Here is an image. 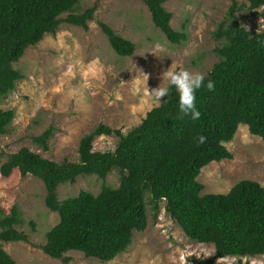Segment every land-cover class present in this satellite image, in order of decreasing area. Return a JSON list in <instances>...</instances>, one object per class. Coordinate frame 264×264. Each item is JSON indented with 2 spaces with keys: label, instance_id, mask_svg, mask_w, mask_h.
<instances>
[{
  "label": "trees",
  "instance_id": "obj_1",
  "mask_svg": "<svg viewBox=\"0 0 264 264\" xmlns=\"http://www.w3.org/2000/svg\"><path fill=\"white\" fill-rule=\"evenodd\" d=\"M79 0H0V101L16 90L22 75L13 68L29 46L47 34H55L62 22L88 28L94 8L74 13ZM154 24L169 41L181 44L185 31L171 26L172 13L166 0H145ZM246 8L264 19V0H248L247 5L232 1L227 20L214 32L222 40L215 48L218 60L205 76L215 90L206 86L196 93L199 120L179 111V93L170 94L146 114L142 122L124 134L122 130L100 124L84 135L79 144V161L59 163L22 148L2 163L0 174L8 177L18 170L21 177L40 178L45 187V204L60 214V222L46 234L42 250L52 258L68 263L65 253L81 251L87 257L108 262L125 252L135 232L148 225L144 193L152 197L156 215L165 202L166 212L182 227L186 236L199 243H212L214 257L195 260L196 264H215L217 258H243L264 255V186L254 180H240L227 193L202 194L198 181L202 169L213 161L231 159L225 143L234 139L241 124L251 135L264 140V32L248 31L237 12ZM258 10H261L258 12ZM68 13L64 18L62 15ZM113 50L131 56L135 44L119 36L109 25L100 23ZM13 110L0 109V134H6L13 121ZM183 116V118H178ZM48 127L33 138L44 149L53 134ZM116 136L113 151H94L97 136ZM203 135L206 142L199 144ZM119 171V185L104 186L100 192L81 190L59 200L58 186L74 183L79 176L96 175L105 179ZM20 213L0 210V242L28 241ZM0 264H17L0 243Z\"/></svg>",
  "mask_w": 264,
  "mask_h": 264
},
{
  "label": "rangeland",
  "instance_id": "obj_2",
  "mask_svg": "<svg viewBox=\"0 0 264 264\" xmlns=\"http://www.w3.org/2000/svg\"><path fill=\"white\" fill-rule=\"evenodd\" d=\"M232 1L248 4V0H166L172 28L187 34L186 41L175 44L154 24L145 0H79L74 13L94 8L87 29L62 22L55 34H47L29 46L23 57L13 63L22 79L17 81L16 90L0 101V109L15 113L7 133L0 134L2 163L22 148L59 163L78 162L81 138L100 124L124 134L138 126L158 106L148 95L145 74L149 89L168 83L162 80V74L170 67L206 75L218 60L215 48L222 44L214 32L226 22ZM237 15L248 31L264 32L263 18L246 8ZM101 22L135 44L131 56L123 57L113 50ZM50 126L54 131L48 149H44L33 138ZM117 143L116 136L101 135L95 138L93 149L113 151ZM225 145L233 157L213 161L202 169L198 177L204 185L202 194L227 193L245 179L264 186V140L251 135L241 124L234 139ZM115 170L104 180L86 175L77 177L74 183L59 185L58 199L77 195L81 190L97 194L104 186L117 187L120 174ZM146 192L148 225L135 232L125 252L103 262L70 250L65 253L69 259L65 263L42 250L47 232L61 218L46 206L42 180L32 175L21 177L18 170L8 177L0 174V210L9 214L16 207L21 219L16 228L28 237V241L0 243L17 264H196L195 260L214 257V245L188 238L166 212L165 202L155 217L152 197ZM237 263L236 257L215 261ZM241 264H264V255L243 258Z\"/></svg>",
  "mask_w": 264,
  "mask_h": 264
},
{
  "label": "clouds",
  "instance_id": "obj_3",
  "mask_svg": "<svg viewBox=\"0 0 264 264\" xmlns=\"http://www.w3.org/2000/svg\"><path fill=\"white\" fill-rule=\"evenodd\" d=\"M145 74V73H144ZM148 76L145 74V84L149 97L158 105L170 94V86H174L179 93V111L183 116H190L194 121L199 120L201 112L196 107V93L206 86L208 91L215 90V83L211 79L205 85V76L200 72H190L186 69L170 67L163 72L162 80H167V84L160 83L157 87L149 89L147 86ZM183 116L178 118H183ZM199 144L206 142V137H197Z\"/></svg>",
  "mask_w": 264,
  "mask_h": 264
}]
</instances>
